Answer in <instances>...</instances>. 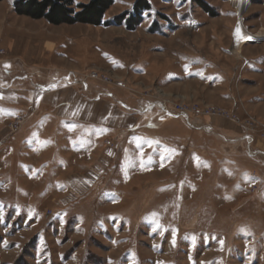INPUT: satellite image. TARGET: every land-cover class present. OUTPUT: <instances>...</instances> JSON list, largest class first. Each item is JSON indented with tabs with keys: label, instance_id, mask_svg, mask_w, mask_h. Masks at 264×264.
Instances as JSON below:
<instances>
[{
	"label": "rangeland",
	"instance_id": "rangeland-1",
	"mask_svg": "<svg viewBox=\"0 0 264 264\" xmlns=\"http://www.w3.org/2000/svg\"><path fill=\"white\" fill-rule=\"evenodd\" d=\"M147 1L133 31L129 19L53 26L0 5V264H264V0L242 20L237 0ZM136 2L114 0L104 23ZM240 23L251 38L236 40ZM51 42L42 57L23 48ZM180 57L198 60V80L166 82ZM33 68L62 83L27 80ZM58 88L75 105L55 115L98 130L48 118L44 94ZM108 92L150 101L156 121L131 133L130 109ZM180 109L190 119L172 116ZM205 122L229 135L198 130Z\"/></svg>",
	"mask_w": 264,
	"mask_h": 264
},
{
	"label": "crops",
	"instance_id": "crops-1",
	"mask_svg": "<svg viewBox=\"0 0 264 264\" xmlns=\"http://www.w3.org/2000/svg\"><path fill=\"white\" fill-rule=\"evenodd\" d=\"M7 1H9V0H4V1L0 2V5H3V3L7 2ZM15 1L16 0H10V5H11V7L13 9H14V3H15ZM42 21L43 20H40V22H42ZM80 26H85V25H80L79 24V25H76V26L73 25V26H68V27H80ZM194 29H197V28H194ZM50 34H51V32H50ZM49 37L50 38L44 37L45 38L44 40H46V41H49V40L52 41V37L51 36H49ZM52 44L53 43L51 42V44L48 43V44L44 45L42 48H37V49H35L33 47L31 48V47H29L26 44L28 47L27 46H24L23 48H24V50L25 49H28V51L25 52L26 54L29 53L30 49H33V50H35V52H32V53H37L36 51H38V53L41 54V57H42V55L52 54V52L55 51V49H54L55 46L52 45ZM15 48L16 47H14V48L12 47V49H15ZM20 54H22V53H20ZM63 56L65 57V55H62V57ZM180 61L182 62V65H181V68H180L181 71L180 72H174V71L168 72L167 75H166V82L167 83H171V82L178 83V82H183L184 80H198V69L197 68H194V67H197L198 66V60L195 58V59L187 62V59L186 58H181L180 57ZM25 77L27 78V80L30 79L32 82H34L35 80H39V81L40 80H50V81H57V80H59L58 82L59 83L60 82L62 83V81L60 80L62 78L61 76H56L55 75V76L52 77L51 76V73L49 75H47L43 71H41L39 69H34V68H33L32 71H29L28 73H26ZM62 87H64V86H62ZM58 89L59 90H53V91H50V92L44 94L45 97H48L49 96L51 98L52 102L54 103V104H52L53 106L51 107L53 110L51 109L52 110V111L50 110L51 112H47L48 113V115H47L48 118L49 119H53L52 120L53 123L54 122H57V124L59 125V128L60 129H64L66 132H70V130L71 131L74 130L78 134L79 133V130L78 129H80V130L82 129L84 131V130L90 129L91 127L94 130L95 129L98 130L99 127H97L96 125H93L91 123H88L87 120L86 121H84V120L80 121V120H75V119H67L66 117H63V118H60L59 117L58 118L55 115V113H57L58 111L62 112L61 109H64L65 110V108H66V110H67L68 108L74 107V105H75L74 103H72V101L70 102V104L63 103V102L60 103L61 101L59 100V98H60L59 92L64 91V90H67V89L66 88H64V89L63 88H58ZM108 93H110V92H108ZM108 95H106L108 97V99H113L114 100V104H116L117 106H120L122 109H124L126 107H128V109H130V110H127V111L129 113H131V114H128V115L125 114L124 115L123 112H122V114L124 116L123 117L124 119H127V120L131 119L133 121V122H131V123L128 124V126H132L130 128V132L131 133L137 134L139 132V127L133 126V125H137V123L139 122V119L142 120V118L144 117L145 120H147V119H149V120L151 119L152 121L155 120L154 111H155L156 108H154V109H147V106H148V104H149L150 101L141 102V103H139V105H137V108H136V107H130L127 103H125L121 99L116 98V96L113 95V94H111V93H110L109 96ZM100 101L101 100H98L96 102H100ZM140 107L141 108L143 107V108L142 109H139ZM158 110H160V109L158 108ZM132 113H134V115ZM110 119L112 120L113 118L110 117ZM177 120H181L186 126H188L190 128H193V127L189 126V124L187 123V121L184 118H177ZM103 121L104 122H107L108 121V118L107 117L104 118ZM146 125H148V124H146ZM149 125H150V122H149ZM106 130L108 132L109 129L106 128ZM198 130H201V131L205 130V132L207 130V131H209L212 134L221 135V136H224V135L225 136H228L229 135V133L223 127H221L219 125H216V124H212L210 122H205L203 126H198ZM107 132H105V133H107ZM74 136H76V134H74ZM55 142H56V140L53 141V143H55ZM66 143L69 146L70 145L73 146L74 144H80L79 142L75 141V138L72 135L68 136ZM56 145L58 147V143H56ZM79 146L81 147V151L82 152H85L86 151L85 149L82 148V145L81 144ZM72 149L74 150L73 147H72ZM37 155H39V154H37ZM5 158L6 157H3V161L5 160ZM54 183H55V185H53V186H54L55 189L60 190V191L66 189V188H64V184H62L61 181H56ZM21 192L24 195H26V192L27 191L26 190H22ZM3 202H7V201L3 199ZM3 241L4 240H2V243H3ZM20 244H22V243H20V241L10 242V247L7 248V250L8 249H15V250L20 251L19 246H22ZM0 247L2 249L3 248L6 249L5 247H7V246H5V243H3V245L1 244Z\"/></svg>",
	"mask_w": 264,
	"mask_h": 264
},
{
	"label": "trees",
	"instance_id": "trees-1",
	"mask_svg": "<svg viewBox=\"0 0 264 264\" xmlns=\"http://www.w3.org/2000/svg\"><path fill=\"white\" fill-rule=\"evenodd\" d=\"M4 0H0L2 2ZM114 0H16L14 12L33 20H46L50 25H122L126 19L127 29L135 30L142 23L143 15L151 9L147 0H137L131 12L104 23Z\"/></svg>",
	"mask_w": 264,
	"mask_h": 264
},
{
	"label": "bare ground",
	"instance_id": "bare-ground-1",
	"mask_svg": "<svg viewBox=\"0 0 264 264\" xmlns=\"http://www.w3.org/2000/svg\"><path fill=\"white\" fill-rule=\"evenodd\" d=\"M249 4H250L249 0H237L236 6H237V9H238V13L240 15V17H239L240 20H242L243 14L248 9ZM238 28H239V32L236 35V40L240 41V39H243L246 36L247 33H246V30L244 29L245 27L243 25H241V23L238 26ZM247 37L251 38L252 36L247 34ZM238 51L241 52L240 45L237 46V53H239Z\"/></svg>",
	"mask_w": 264,
	"mask_h": 264
},
{
	"label": "built area",
	"instance_id": "built-area-1",
	"mask_svg": "<svg viewBox=\"0 0 264 264\" xmlns=\"http://www.w3.org/2000/svg\"><path fill=\"white\" fill-rule=\"evenodd\" d=\"M68 80L72 83V84H77V83H79V82H77V81H72V77L71 76H69L68 77ZM84 83V82H83ZM84 85V84H83ZM158 103H161L162 104V110H167V108H166V105L163 103V102H161V101H159V102H157V104ZM150 107H153V105H151ZM172 116H174V117H184V118H186V119H190V113L189 112H187L186 110H183V109H180V110H177V111H175V112H173L172 113ZM248 140L249 141H253V138L252 137H249L248 138Z\"/></svg>",
	"mask_w": 264,
	"mask_h": 264
},
{
	"label": "snow or ice",
	"instance_id": "snow-or-ice-1",
	"mask_svg": "<svg viewBox=\"0 0 264 264\" xmlns=\"http://www.w3.org/2000/svg\"><path fill=\"white\" fill-rule=\"evenodd\" d=\"M187 67V66H186ZM151 143V142H150Z\"/></svg>",
	"mask_w": 264,
	"mask_h": 264
}]
</instances>
